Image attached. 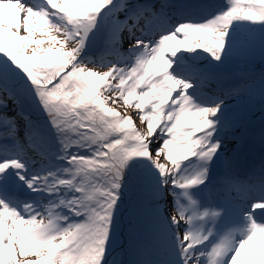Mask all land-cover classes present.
<instances>
[{
  "label": "snow or ice",
  "instance_id": "1",
  "mask_svg": "<svg viewBox=\"0 0 264 264\" xmlns=\"http://www.w3.org/2000/svg\"><path fill=\"white\" fill-rule=\"evenodd\" d=\"M208 7L0 0V264H264V168L217 176L244 114L205 91L264 54V0Z\"/></svg>",
  "mask_w": 264,
  "mask_h": 264
},
{
  "label": "rangeland",
  "instance_id": "2",
  "mask_svg": "<svg viewBox=\"0 0 264 264\" xmlns=\"http://www.w3.org/2000/svg\"><path fill=\"white\" fill-rule=\"evenodd\" d=\"M217 0H213V4H215ZM126 46V45H125ZM104 52V50H100L99 52H95L94 56L96 58L95 63H89L88 67L94 68L98 71H104L107 70L106 65L107 62L114 59V57L107 55V53ZM261 48H260V42H259V36L257 35L256 40L254 42V45L251 49L244 50L240 53H238L236 56L233 57L232 60L229 62L220 65L218 68L220 70L230 67L233 69V75H235L234 83L230 84L227 87L221 88L223 89V92H217L211 88L212 81H209L205 91L209 92L211 94H222V93H228V97L226 99V103L230 106V108L233 111L236 112H242L244 114L242 123L240 127L234 132L232 138L228 142V150L226 152L225 158L217 165L216 169H219L221 166L225 164H231L234 161V158L232 156H229L228 154L230 152H233V150H239L241 153L248 152L247 154L248 158H244V165H254L257 169L264 168V146H261L259 143L264 141V131H261L258 127H252L250 123L247 122L245 119L248 115L247 108L245 109V106L251 105L256 97H260L258 92V84L260 81V73L264 71V64L263 63H250L248 58H252L253 56L257 58L260 56ZM248 56V58H246ZM255 76H257L255 78ZM245 83H255L256 85V92L250 93L247 90L243 88V85ZM238 88V94L237 92H233L232 90L234 88ZM258 93V94H257ZM9 105H11V101H9ZM116 107H120L118 105H113ZM241 108H244L243 111H240ZM32 109V116L33 119L37 120H43V117L35 111L34 108ZM120 110L122 112H125V114L130 115L134 121L136 122L138 127H145V125L140 123V118L133 108H127L124 109L123 107H120ZM21 125V138H23V132H24V122L23 120L20 121ZM241 154H238L240 156ZM38 167V165H37ZM245 178V177H243ZM242 178V179H243ZM35 194H32L34 196ZM25 198H32L25 195ZM132 199V194H129V201ZM236 204L241 205V201L237 200L235 201ZM242 206L246 207V204H243ZM130 212H131V204L126 203L124 209L122 210L121 214V232L122 235L120 237V243L124 244L125 247H127V240H128V224L130 221ZM125 260L131 259L132 257L130 255H125L123 257Z\"/></svg>",
  "mask_w": 264,
  "mask_h": 264
},
{
  "label": "trees",
  "instance_id": "3",
  "mask_svg": "<svg viewBox=\"0 0 264 264\" xmlns=\"http://www.w3.org/2000/svg\"><path fill=\"white\" fill-rule=\"evenodd\" d=\"M246 58H248V56H246ZM248 59L250 63H256V64L263 63L264 64V54H261L257 58L253 56L251 59L250 58ZM262 74H264V71L260 73V75ZM256 77L257 76H255V78ZM246 108L248 110V115L245 118L247 122L250 123L252 126L260 128L261 131H264V101H262L261 98L257 96L254 102L251 105L245 107V109ZM243 110L244 109H242L241 111ZM259 144L261 146L262 145L264 146V141L262 140V142H260Z\"/></svg>",
  "mask_w": 264,
  "mask_h": 264
},
{
  "label": "bare ground",
  "instance_id": "4",
  "mask_svg": "<svg viewBox=\"0 0 264 264\" xmlns=\"http://www.w3.org/2000/svg\"><path fill=\"white\" fill-rule=\"evenodd\" d=\"M174 3H177V2L174 1ZM201 12H205V11H201ZM125 47H127V45H126ZM105 54H106V53H105ZM224 69L229 70V71H230V74L225 75V74L223 73L224 70L222 69V72H221V75H220V76H224V77H226V78H230L229 75L233 74V72H231V71H233V69L230 68V67H226V68H224ZM240 152H241V151H240ZM240 152H239V153H240ZM247 154H249V153H248V152H245V153H243L242 155H244V157L248 158ZM237 205H239V204H237Z\"/></svg>",
  "mask_w": 264,
  "mask_h": 264
},
{
  "label": "water",
  "instance_id": "5",
  "mask_svg": "<svg viewBox=\"0 0 264 264\" xmlns=\"http://www.w3.org/2000/svg\"><path fill=\"white\" fill-rule=\"evenodd\" d=\"M99 51H100V50H98V51H96V52H99ZM28 110L32 112V109H31V107H30Z\"/></svg>",
  "mask_w": 264,
  "mask_h": 264
}]
</instances>
